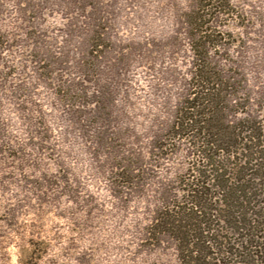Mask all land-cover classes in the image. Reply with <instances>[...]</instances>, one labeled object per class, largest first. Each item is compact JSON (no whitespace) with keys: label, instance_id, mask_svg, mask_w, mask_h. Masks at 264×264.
<instances>
[{"label":"rangeland","instance_id":"obj_1","mask_svg":"<svg viewBox=\"0 0 264 264\" xmlns=\"http://www.w3.org/2000/svg\"><path fill=\"white\" fill-rule=\"evenodd\" d=\"M195 43L264 129V0H0V264H180Z\"/></svg>","mask_w":264,"mask_h":264},{"label":"trees","instance_id":"obj_2","mask_svg":"<svg viewBox=\"0 0 264 264\" xmlns=\"http://www.w3.org/2000/svg\"><path fill=\"white\" fill-rule=\"evenodd\" d=\"M194 19L188 21L191 27ZM200 46L192 47V91L173 128L191 132L204 169L194 170L182 189L184 200L160 210L150 231L156 238L161 233L174 237L180 264H264V129L255 120L233 125L224 118L223 109L233 106V91L210 70ZM216 151L232 158V167L217 161Z\"/></svg>","mask_w":264,"mask_h":264}]
</instances>
